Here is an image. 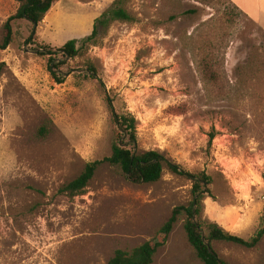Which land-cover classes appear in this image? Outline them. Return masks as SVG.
Returning a JSON list of instances; mask_svg holds the SVG:
<instances>
[{"label": "rangeland", "instance_id": "374dc122", "mask_svg": "<svg viewBox=\"0 0 264 264\" xmlns=\"http://www.w3.org/2000/svg\"><path fill=\"white\" fill-rule=\"evenodd\" d=\"M115 1L56 0L37 27L14 21V44L0 49V76L26 119L20 176L0 180V264H107L118 250L161 239L174 209L192 200L188 177L166 169L157 183H135L103 164L83 192H62L115 143L210 175L204 220L245 240L264 225V1L245 0L250 15L234 0H124L135 21L112 23L98 46L66 59L65 83L57 84L35 49L89 36ZM19 8L0 0V44ZM205 58L217 80L203 75ZM26 68L42 87L32 93L18 76ZM107 97L117 113L136 118L135 145L119 140ZM185 221L179 217L153 264H203ZM213 248L230 264H264V238L251 249Z\"/></svg>", "mask_w": 264, "mask_h": 264}, {"label": "trees", "instance_id": "16d2710c", "mask_svg": "<svg viewBox=\"0 0 264 264\" xmlns=\"http://www.w3.org/2000/svg\"><path fill=\"white\" fill-rule=\"evenodd\" d=\"M20 4L17 14L9 19L4 25L3 36L0 49L5 51L14 44V31L12 23L16 20H26L29 24L37 27L51 12L56 0H15ZM212 4L214 0H196ZM124 0H116L111 8L105 11L94 22L92 33L81 40H70L64 46L54 51L50 47H38L35 52L38 56L48 57V71L52 79L59 85L64 84L67 73L61 70L65 60H74L79 57L80 50L89 46H98L112 23L114 22H134V17L126 11L123 6ZM36 38L33 31L26 41L31 44ZM80 45V47H78ZM63 57L59 59L56 54ZM0 64V73H1ZM202 72L209 82L217 80L213 71V63L205 58L203 60ZM89 72L96 76V69L90 65ZM109 111L113 122L118 127L119 140L124 137L132 144L137 143V121L131 113L119 114L115 110L110 99L106 98ZM215 139L211 135L210 142ZM122 143H115L112 148V154L102 161H96L86 165L84 171L67 186L62 188V192L76 196L83 192L92 179L98 168L103 164H109L111 167L118 168L130 181L135 183L154 184L161 180L164 171L167 169L172 174L182 177H188L192 183V200L187 206L174 209L170 219L163 225L159 235L161 239H156L145 243L130 251L118 250L107 264H153L158 251L166 244L168 236L174 229V226L182 215L186 216L185 231L188 241L197 254L198 259L203 264H230L221 259L213 248L214 242L239 245L245 248H255L264 238V225L256 235L250 240L238 237L216 223L204 220V201L207 198H213L210 186L212 177L207 173L191 174L168 161L162 154L156 151H147L136 153L133 149L122 146Z\"/></svg>", "mask_w": 264, "mask_h": 264}, {"label": "crops", "instance_id": "0c3cea01", "mask_svg": "<svg viewBox=\"0 0 264 264\" xmlns=\"http://www.w3.org/2000/svg\"><path fill=\"white\" fill-rule=\"evenodd\" d=\"M234 1L238 3L241 10L246 11L250 15L255 14L250 13L245 0ZM261 1L262 0H259V3H261ZM12 46L13 45L7 50H10ZM18 76L31 93L35 92L36 89L42 88L33 83L35 82L34 79L36 76L28 72V69ZM9 89H11V86L8 78L5 75H1L0 112L2 113V121L0 123V180L2 181L19 177L20 173H18V170H20L24 164L23 160L20 159V155L24 144L25 133L23 130L26 127V119L23 114L13 108L12 99L8 97ZM46 90H49L48 87H46ZM19 160L22 161V164Z\"/></svg>", "mask_w": 264, "mask_h": 264}]
</instances>
